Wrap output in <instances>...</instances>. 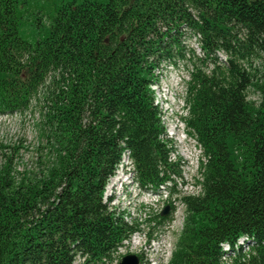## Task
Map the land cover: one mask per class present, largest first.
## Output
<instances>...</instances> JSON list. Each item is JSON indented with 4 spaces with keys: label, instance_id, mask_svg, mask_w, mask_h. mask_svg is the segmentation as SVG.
<instances>
[{
    "label": "trees",
    "instance_id": "trees-1",
    "mask_svg": "<svg viewBox=\"0 0 264 264\" xmlns=\"http://www.w3.org/2000/svg\"><path fill=\"white\" fill-rule=\"evenodd\" d=\"M32 1L0 0V115L42 96L56 160L19 181L0 167V264H112L144 231L104 198L127 151L142 189L176 194L182 158L171 160L152 86L164 64L186 58V31L204 53L191 50L184 117L203 159L200 193L179 197L185 224L168 264H264V73L245 65L264 55V0H53L28 39ZM170 205L153 215L158 229Z\"/></svg>",
    "mask_w": 264,
    "mask_h": 264
},
{
    "label": "rangeland",
    "instance_id": "rangeland-1",
    "mask_svg": "<svg viewBox=\"0 0 264 264\" xmlns=\"http://www.w3.org/2000/svg\"><path fill=\"white\" fill-rule=\"evenodd\" d=\"M54 12L53 0H34L29 8L23 12L25 20L22 35L31 39L34 35V28L31 26L36 14L42 16V22L48 24L50 15ZM40 21V22H41ZM184 39L187 44L186 58L177 61V65L172 63L164 64L157 71L159 82L154 87L156 101L163 115V123L167 129V138L176 149L175 156L181 159L183 179H177V192L173 195L175 209L172 219L166 223L164 232L156 229V234L152 238L146 235L147 226L144 223L145 213H149L150 200L156 196L170 195V190L154 193L142 189L133 177V164L126 153L122 160V165L118 167L115 175L108 182L105 201L112 197V206L121 212H126L128 221L138 219L143 222V232L135 233L116 253L115 261L112 264H119L126 254L135 253L142 255L140 264H168L171 252L174 249L181 230L185 224V207L180 202L179 197L188 191L190 195H198L200 187L197 185L199 178V168L203 159L202 148L194 137L187 131L184 117L187 116L185 97L186 82L190 77V70L193 63L198 62L193 56L194 50L197 56L203 57L204 53L197 40V37L186 31ZM219 59L225 60L226 54L218 53ZM253 74L258 78L264 73V55L259 54L245 62ZM202 67H206L203 65ZM250 100H258L259 93L255 87L248 90ZM45 103L41 97L33 100L31 107L23 113L10 115H0V167L8 165L12 170V175L19 181L25 174L35 176L46 170L50 161L56 160L55 151H51V146L47 142L44 134L43 112ZM191 158V159H190ZM121 174L123 181L111 187L113 178ZM194 181V182H193ZM197 185V186H196ZM198 187V188H197ZM165 193V194H164ZM173 201V199H172ZM154 209L151 210L153 213ZM164 233V234H163ZM82 258H78L75 264H80Z\"/></svg>",
    "mask_w": 264,
    "mask_h": 264
},
{
    "label": "built area",
    "instance_id": "built-area-1",
    "mask_svg": "<svg viewBox=\"0 0 264 264\" xmlns=\"http://www.w3.org/2000/svg\"><path fill=\"white\" fill-rule=\"evenodd\" d=\"M191 159V158H190ZM186 194H191V191H188V186H187V192ZM173 199V201H172ZM173 204V202L175 201V197L173 198V196L171 197V195H165V196H156V198L154 200H150V203H146L149 206V213H145V218L151 217L152 221L150 222L151 226H154L157 228V230L164 232V227H166V223L164 226L160 228V226H158L157 224V220L153 218V215H158L161 214L162 210L165 208L166 205H170L171 202ZM174 206V204H173ZM154 209L153 213L151 212V210ZM145 218H143V220H145ZM150 228V226H147V231ZM147 235V232H146ZM118 253V252H117Z\"/></svg>",
    "mask_w": 264,
    "mask_h": 264
},
{
    "label": "water",
    "instance_id": "water-1",
    "mask_svg": "<svg viewBox=\"0 0 264 264\" xmlns=\"http://www.w3.org/2000/svg\"><path fill=\"white\" fill-rule=\"evenodd\" d=\"M171 212V205H166L165 208L162 210L161 215L163 217H166L170 214ZM141 259L138 254L135 253H129L123 256L121 262L119 264H140Z\"/></svg>",
    "mask_w": 264,
    "mask_h": 264
},
{
    "label": "bare ground",
    "instance_id": "bare-ground-1",
    "mask_svg": "<svg viewBox=\"0 0 264 264\" xmlns=\"http://www.w3.org/2000/svg\"><path fill=\"white\" fill-rule=\"evenodd\" d=\"M155 85H157V83H155V84L152 86L153 91H154V87H155ZM154 92H155V91H154ZM154 92H153V93H154ZM155 102H156V104L159 106V104H158L157 101H156V96H155ZM186 111H187L186 114L188 115V109H186ZM162 118H163V115H162ZM162 120H163V119H162ZM164 123H165V122H164ZM184 123H185V121H184ZM164 126H165V125H164ZM165 128H166V126H165ZM166 130H167V129H166ZM166 133H167V132H166ZM126 153L129 155V158H130V152L127 151ZM126 153H125V154H126ZM124 156H125V155H124ZM173 156H175V154H173L172 157H173ZM171 160H172V159H171ZM131 162H132V161H131ZM132 164H133V162H132ZM121 165H122V163H121ZM121 165H120V166H121ZM133 165H134V164H133ZM133 168H134V166H133ZM121 181H123V177L121 176V174H119V175H117L115 178H113V180H112V182H111L110 185H111V187H114V186H116L117 184H119ZM193 182H194V181H193ZM196 186H197V185H196ZM199 187H200V186H199ZM166 188H167L166 186H161L160 191L165 192V191H166ZM197 188H198V187H197ZM164 194H165V193H164ZM104 198H105V197H104ZM183 227H184V226H183ZM155 231H156V229H155ZM155 234H156V232H155ZM155 234H154V235H155ZM163 234H164V233H163ZM241 240H244V239H241ZM176 242H177V241H176ZM176 242H175V245H176ZM124 245H126V243H124L123 246H124ZM123 246H122V247H123ZM122 247H121V248H122ZM171 254H172V252H171ZM171 256H172V255H171ZM169 259H170V258H169Z\"/></svg>",
    "mask_w": 264,
    "mask_h": 264
},
{
    "label": "flooded vegetation",
    "instance_id": "flooded-vegetation-1",
    "mask_svg": "<svg viewBox=\"0 0 264 264\" xmlns=\"http://www.w3.org/2000/svg\"><path fill=\"white\" fill-rule=\"evenodd\" d=\"M142 257V255H140V258Z\"/></svg>",
    "mask_w": 264,
    "mask_h": 264
}]
</instances>
